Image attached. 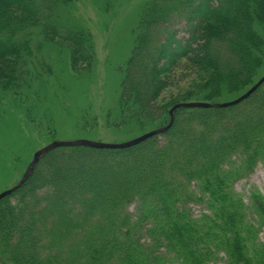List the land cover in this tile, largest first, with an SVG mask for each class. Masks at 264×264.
<instances>
[{
    "label": "trees",
    "instance_id": "obj_1",
    "mask_svg": "<svg viewBox=\"0 0 264 264\" xmlns=\"http://www.w3.org/2000/svg\"><path fill=\"white\" fill-rule=\"evenodd\" d=\"M60 2L0 0V86L25 73L21 53L34 28L70 42L75 65L90 60L83 34H62L53 22ZM175 19L187 22V39H177ZM256 21L264 24V0L149 4L122 88L126 109L152 115L183 60L214 91L253 87L264 59ZM159 138L44 156L0 201L9 264H264V194L245 202L234 190L264 163V84L238 106L176 111ZM192 203L205 211L194 216Z\"/></svg>",
    "mask_w": 264,
    "mask_h": 264
},
{
    "label": "rangeland",
    "instance_id": "obj_2",
    "mask_svg": "<svg viewBox=\"0 0 264 264\" xmlns=\"http://www.w3.org/2000/svg\"><path fill=\"white\" fill-rule=\"evenodd\" d=\"M155 1L61 0L53 22L62 34H83L90 56L83 64L73 63L70 42L54 38L42 28L32 30L29 46L21 53L25 73L19 75L17 83L3 81L0 86V193L16 186L35 153L55 141L128 142L167 126L168 111L174 104L227 103L252 87L214 91L205 84L203 74H197L192 64L183 60L168 75L152 115L126 109L122 88L128 64L145 8ZM173 24L177 39H187V22L175 19ZM254 25L264 39V24L256 21ZM263 76L264 59L253 82ZM234 190L245 202L254 192L264 194V163H259L248 178L236 182ZM190 208L196 217L205 211L201 203H192ZM129 210L135 213L136 206ZM260 239L264 242V223ZM3 248L0 244V264H9Z\"/></svg>",
    "mask_w": 264,
    "mask_h": 264
},
{
    "label": "water",
    "instance_id": "obj_3",
    "mask_svg": "<svg viewBox=\"0 0 264 264\" xmlns=\"http://www.w3.org/2000/svg\"><path fill=\"white\" fill-rule=\"evenodd\" d=\"M264 84V76L252 87L250 88L246 93H244L239 98L222 104H212L207 102H186V103H180L175 105L169 112L170 115V122L167 126L153 130L151 132L145 133L131 141L120 143V144H110V143H103V142H95V141H89V140H76V141H55L46 148L38 151L34 155V159L31 162L30 166L27 168V171L25 172L22 180L13 188L4 191L0 193V201L5 199L6 197L13 194L15 191L20 189L32 176L34 173L36 167L40 163L41 159L49 154L50 152L60 149V148H70V147H89L91 149L96 150H125L130 149L133 147H136L149 139H152L153 137L162 135L166 132H168L175 122V112L180 109H212V108H230L237 106L247 100L249 97H251L262 85Z\"/></svg>",
    "mask_w": 264,
    "mask_h": 264
}]
</instances>
